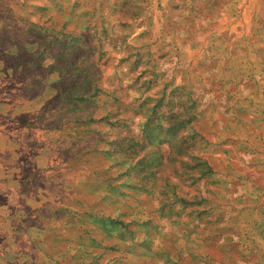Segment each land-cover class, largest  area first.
Masks as SVG:
<instances>
[{
    "label": "rangeland",
    "instance_id": "1",
    "mask_svg": "<svg viewBox=\"0 0 264 264\" xmlns=\"http://www.w3.org/2000/svg\"><path fill=\"white\" fill-rule=\"evenodd\" d=\"M0 264H264V0H0Z\"/></svg>",
    "mask_w": 264,
    "mask_h": 264
},
{
    "label": "trees",
    "instance_id": "2",
    "mask_svg": "<svg viewBox=\"0 0 264 264\" xmlns=\"http://www.w3.org/2000/svg\"><path fill=\"white\" fill-rule=\"evenodd\" d=\"M60 61H62V59L60 60ZM84 76H88L87 75V72H85L84 73ZM64 78V77H63ZM60 79V78H59ZM85 84H89V81L87 80V79H85ZM63 85V83H62V79L61 80H59L58 82H57V86H62ZM83 92H84V89H83ZM74 97V99H84V98H86L87 96H86V94H83V96H81V97H79L78 95H75V96H73ZM75 101V100H74ZM181 123H179V125H180Z\"/></svg>",
    "mask_w": 264,
    "mask_h": 264
}]
</instances>
